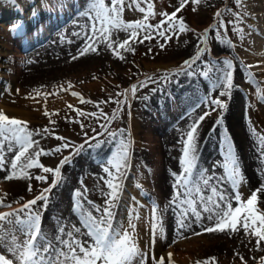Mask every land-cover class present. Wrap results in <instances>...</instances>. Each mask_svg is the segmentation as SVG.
I'll list each match as a JSON object with an SVG mask.
<instances>
[{
    "label": "bare ground",
    "instance_id": "bare-ground-1",
    "mask_svg": "<svg viewBox=\"0 0 264 264\" xmlns=\"http://www.w3.org/2000/svg\"><path fill=\"white\" fill-rule=\"evenodd\" d=\"M79 2L80 0H66V7L61 9L58 5V0H47L46 3H42V0L0 1V92L3 87L4 93L8 96L12 95L18 103L28 102V106L30 105L33 107L46 105L49 110V108L58 109L70 103H76V99L74 98L76 96H73L71 94L72 92H77L80 95L85 94L87 96L90 95L92 91H96L100 88H110V85L113 84L119 86L118 81L120 78L117 77L128 74L129 70L124 66L125 58L123 60L119 59V57L114 54V50L118 48L119 44L123 43L124 39H126L129 34L124 30L122 31L118 28H114L111 30L110 37L112 48H109L108 43L101 38L96 41V52H89L73 60L71 57L73 55H78V50L85 46L87 42L85 33L91 34L90 21L86 17H81L79 15L80 11L85 7L87 0H83V3L73 8V5H78ZM49 4L51 5L50 8ZM259 5L256 0H249V3L245 6L248 12L246 13L250 25L248 29H243V35L241 36L240 34L235 48L239 51V55H241L239 56L240 60H238V63L252 66L250 69H246L247 73L248 71L254 73V78L250 76L252 80H254V82L260 81L262 88H264V39L262 41L259 39L255 40L253 37L255 33L253 32L254 34H252L251 31L252 29L257 30V33L262 31V27H259L263 19L258 12L260 9ZM18 22H22V27L18 30H13L12 26ZM74 33H79V35H74ZM190 41L189 39L184 41L186 46L182 48L179 47L180 49L177 55L188 50L187 45ZM26 48H28V50L31 48L32 51L25 54L24 49ZM221 48L223 47L221 46ZM119 52L124 56V49H119ZM29 61H31V63H29ZM26 63H28V65H26ZM256 65H259V67H256ZM165 67L166 66H163L162 68ZM238 69L239 68L235 69L234 87L230 97L221 96L223 99L222 101L228 104L227 109L217 108L215 115L206 117L198 128V167L207 169L208 174L211 175L214 165H216L217 162L223 163L220 161L223 158L219 159L213 151L215 144L221 145L222 141L219 140L218 135L220 132H224L234 143V154L239 160L238 166L247 176L246 183L250 192H253L264 185V155H262L264 154V148L261 147V141L258 136L252 135L250 127L244 125L240 118V96L236 87V78L239 76ZM22 76H25V81L27 79L28 82V99L26 95L21 94L23 91L20 88L21 81L19 77ZM188 80L189 79L183 74L174 76L169 82H164L151 89L142 101L134 100L131 103V107H136V109L131 113V135L129 140L126 141V143H130L131 145L130 156L127 161L130 167H128L126 171H133L134 179L131 181L128 178V182L131 181L132 183V188L139 184L142 185L143 191L138 187H136L138 190H131V196L129 195V206H135L137 204L144 205V207H136L135 209L140 215V219L135 221L136 234L139 248L142 251L149 252V264H152V252L155 253L157 259L164 256L165 264H189L195 259H191L192 252L188 251V246H192L191 248L195 246L199 247L201 239L208 237L206 235L212 237L213 235L219 236L220 234V232H216L196 235L195 233L200 231L203 227L200 223L195 222L194 217L189 215L188 220L185 222L188 223L191 221L192 228L183 230V235H180L179 232L181 230L178 229L176 222L178 210L174 212L169 208L162 214L163 228L166 236L165 238H160L159 233H157L155 243L152 244L151 207L157 203L162 209L165 205H169L170 199L174 194L173 184L175 182V178L171 173L175 172L179 175L182 171L180 165L183 148L182 138L190 129L191 123L195 122L198 117L205 112L203 107L200 106L193 110L191 103L193 102V104H196L197 102L194 101V98L192 101L189 98L191 96L187 95V92L184 91L183 88L191 85L192 82L188 83ZM213 80H215L214 77H211L209 80L211 85ZM198 81L201 83L200 80H197V82H193V85L197 84ZM69 84L72 85L70 90H61V86H63L64 89H68ZM8 85L11 87L10 92L5 90ZM163 88L168 89L165 91ZM17 89H19V92L16 91ZM160 90L164 93L165 97L161 96ZM258 90L259 89L256 88L255 92ZM219 91H223V88H220ZM37 93H39V95H37ZM46 93L58 94L45 96ZM257 95L259 97L264 95V90H259ZM262 104L255 101L251 108L255 113L264 117V104ZM142 107H145L150 115L148 114L146 117L144 111L141 110ZM149 116L151 118H149ZM164 130L166 131L161 133ZM41 138L42 136L33 135V139L39 141V144L29 149L26 157L22 158L20 163H25L27 156L34 157V154L42 149L43 144ZM89 141L95 140L89 139L86 142ZM118 143V139H109L108 141L102 142V147H97L96 141L89 146H84L78 155L64 152L57 160L58 165L64 157L69 155L72 156L71 164H65L62 167V181L57 187L52 189L47 210L42 212L41 229L43 232L49 234L50 238H53V244H55L54 237L57 234V228L60 223L66 226L65 231L71 230L73 226L81 227V231H85L80 224L78 215L73 212V192L78 189L75 188L76 186L79 187V189L83 186L80 182V179L82 180L83 178H87L91 184L96 185L97 183L99 186H104V180H102L101 177L107 179L108 176L107 173L103 172L98 161L107 157L112 151L113 145ZM13 148L14 150L12 152H8V144L5 142L4 152L7 163L5 169L0 171V199L6 204H11V207H0V213H8L18 209V205L23 199L19 193L20 189L26 178L31 177L34 173L33 167L26 170L28 175L23 178H13L11 180L4 179L10 172L11 159L19 150L15 145H13ZM214 171L218 175H224V169L220 166H216ZM126 182L127 178H124L123 185H125ZM227 185L228 184L224 182L223 190L226 193L230 191ZM49 186L50 185L44 186L43 189ZM41 192L38 195H40ZM144 192H147L148 195H144ZM35 193L36 191L34 194ZM204 194L208 195L209 190H204ZM36 196L35 194V197ZM124 197V193L122 192L120 199L122 198L124 200ZM133 197H135V201L132 200ZM34 198H30V200ZM258 198L264 204V191L258 194ZM81 199L84 202L85 208L92 211L93 215H96L95 210L88 205L87 200L83 197ZM42 203L43 201H38L37 205L33 206L34 209L39 208ZM129 206L128 210H124V218L122 219L125 227H127L129 218L128 213L132 211V208ZM197 207H199V205H197ZM209 207H211V205H209ZM101 208H103V206H101ZM23 215L25 214L21 213V216ZM202 215L204 217V226H211L214 223V221L208 220L207 217L209 213L205 212ZM10 219L14 221L15 217H10ZM116 219L118 220L117 217ZM3 225H5V223ZM14 226L17 227L15 224ZM8 233L10 234L11 231H8ZM231 233V231L225 232V234L229 236V240H238L237 232L232 235ZM16 235L17 232L15 231V236ZM76 235L77 238L80 239H89L88 237H81L79 234ZM16 238H19L22 242L25 240V236L21 232ZM173 239H179L176 245L170 244ZM182 245L185 248H182L181 252L178 253L177 247ZM3 251H5V249L0 248V253ZM168 252L172 253L170 262L167 258Z\"/></svg>",
    "mask_w": 264,
    "mask_h": 264
},
{
    "label": "snow or ice",
    "instance_id": "snow-or-ice-1",
    "mask_svg": "<svg viewBox=\"0 0 264 264\" xmlns=\"http://www.w3.org/2000/svg\"><path fill=\"white\" fill-rule=\"evenodd\" d=\"M46 2L47 0H42V3ZM187 2L188 0H181L180 5L170 15L166 12L160 13L164 19L152 25L148 22L149 17L156 15L152 0H143V3L147 6L146 8L140 6L141 0H130V3L135 4L137 9L141 13H145V15L142 20L127 23L121 18L125 0H87L85 7L80 11L79 15L86 17L90 21L91 34L85 33L87 36L85 46L78 50V55H73L71 58L76 60L89 52H96V41L101 38L108 43L109 48H112L110 37L111 30L114 28L124 31L131 30L130 37L124 39L123 43L119 44L118 48L114 50V54L121 60L124 59V56L120 54L119 49H124L125 51L130 50L126 46L129 45L130 40L137 38L141 31L146 32L147 35H144L143 39H140V43H143L145 40L154 39L153 32L162 38L165 43L170 41L173 35L178 39L179 33L188 30L184 20L182 18L177 19V13L185 7ZM193 2L199 3L200 0H193ZM234 2L239 6L242 0H234ZM58 5L61 9L65 8L66 0H58ZM50 7L51 5L49 4ZM227 11H231V9H227ZM234 16L235 19L228 21V24L232 25L234 32H238L242 36L243 29L240 27L242 20L240 19L239 13H234ZM216 17H221L219 11L216 13ZM21 27L22 22H18L12 26L13 30H18ZM227 27L228 25L220 18L218 26L214 24L204 30L203 35L198 40V46L208 43L210 32H215L217 41L223 43L220 29L223 28L227 31ZM74 35H79V33H74ZM164 46L165 44L160 45L161 48ZM227 46H234L231 40L228 41ZM131 50L134 51V49ZM207 51L209 49L202 48L195 56L184 60L180 68L173 70L171 75L166 72L161 77V82H169L171 76H179L182 74L196 76L197 73L193 69V65L200 62L202 68L199 75L202 78L208 79L209 73L215 68L216 78L213 80L212 87L209 91L223 88L219 96L230 97L234 87L235 65L231 60L206 62L202 57ZM251 67L245 65L246 69H250ZM256 67H259V65H256ZM247 74L253 76V78L255 77V74L251 71H248ZM156 82L152 77H148L147 80L141 81L139 85H132L133 95L138 87H146L149 83ZM71 88V84L68 85V89H64L61 86L62 91L70 90ZM5 90L10 92V85L6 86ZM16 91L19 92V89ZM56 94L58 93H46L45 96ZM71 94L73 96L80 95L77 92H72ZM80 99L82 103L88 102L83 97H80ZM260 99L264 100V95H261ZM205 103H210L212 110H216L217 108L227 109L228 107V104L221 99H210L209 96L205 95L199 98L197 103L193 105V110ZM68 107L72 108L73 106L68 105ZM76 111L80 116H97L96 113L86 114L79 109H76ZM45 114L52 115L47 111ZM104 115L103 112L99 113L100 117ZM210 115L211 113L208 111L200 115L195 122L191 123L190 129L182 138L183 148L180 159L182 171L179 175L175 172L171 173L175 178L173 184L174 194L170 199L169 205H165L163 209L159 207L158 203L151 207L152 244L155 243L157 233H159L160 238H165L166 234L163 228L162 214L165 210L171 208L174 212L178 210L176 222L178 229L181 230L179 232L180 235H183V230L192 228L191 221L188 223L185 222L188 220L189 215H191L194 217L195 222L200 223L204 228V232L207 233H225L227 231L235 233L243 229L245 235H251L256 238L255 247L259 250L261 242H264V211H261L258 207V194L264 191V185L254 190L246 200L242 199L241 193L239 192V185L245 182V178L242 170L238 166L239 160L234 154V143L230 137L226 136L224 138V147L222 149L223 163L217 162L213 167V173L211 175L208 174L207 169L198 167V128L205 118ZM113 118H115V115ZM50 123L54 124L55 121L50 119ZM81 127H83V124ZM100 127L107 131V125H100ZM43 131L48 132L49 129L45 128ZM35 134L39 135L40 130H36ZM33 135L34 133L28 129L26 121L10 118L4 112L0 111V171L5 169L7 163L4 152L5 142L8 144V152L14 150L13 145L19 149L11 159L10 172L4 179L23 178L28 175L26 170L33 167H40L44 173H51L55 178L52 184L48 188L43 189L40 195L27 201L20 208L12 212L0 213V248H4L7 253L13 255L19 261V264H149V252L142 251L139 248L136 234L135 221L140 219V215L135 209L136 207H144V205L137 204L135 206H129L132 208V211L128 213L127 227H125L122 221L116 219V210L124 190L123 179L127 177L126 170L130 167L127 163L130 156V143H126L125 139H120L118 144L113 145L109 155L103 160L98 161L103 172L107 173L108 176L107 179L101 177L108 189L104 193L107 199L105 200L103 208L93 201L87 200L88 205L96 212V215H93L92 211L85 208L84 202L81 199L82 197L87 199L85 195L87 189L85 188L83 192L74 190L73 212L78 215L80 224L85 231L82 232L81 227L75 226L71 230L65 231L66 226L60 223L57 228V234L54 237L55 244H53V238H50L49 234L43 232L41 229L42 212L47 210L52 189L57 187L62 181V167L65 164H71L72 156L64 157L55 169L39 164L38 158L41 155H50L68 149L71 146V142L66 141L49 152L40 149L34 154V157L27 156L26 162L20 163L22 158L26 157L29 149L39 144V141L33 139ZM101 135L103 133H97L96 136L91 138V140L97 141V147H102V142L99 140ZM108 135L113 140L117 138L115 132H109ZM120 135L123 137V132ZM252 135H257L255 128H253ZM56 138L62 141L65 140L64 137L57 136ZM260 141L261 147L264 148V136L260 137ZM83 147L84 145L75 148L74 154H80ZM216 166L224 169L225 174L223 176L215 173L214 169ZM35 179L47 182V176L37 175ZM225 181L231 184L234 195L230 196L223 190ZM136 187L143 191L142 185L137 184ZM28 190L31 191V185H29ZM204 190H209V194L205 195ZM143 194L148 195L147 192ZM132 200L135 201V197ZM38 201H43V203L39 208L34 209L33 206L37 205ZM233 202L236 204L235 207H233ZM0 207L10 208L11 204H6L0 199ZM205 212L209 213L208 220L214 221L211 226L203 225L204 217L202 214ZM21 213L25 215L21 216ZM10 217H15V220L9 219ZM4 223H14L25 236V240L23 242L18 241L15 236V229H12L9 234L8 230L3 228ZM76 234H79L81 237H88L89 239L77 238ZM195 234L201 235L200 232H196ZM171 257L172 253L168 252L167 258L169 262L171 261ZM239 258L241 261L244 260L243 256ZM209 259L214 262L216 257ZM151 261L152 264H165V257L161 256L157 259L155 253L152 252ZM0 264H13V261L7 259L4 253H0ZM196 264H209V260L203 262L197 261ZM260 264H264V257L260 258Z\"/></svg>",
    "mask_w": 264,
    "mask_h": 264
},
{
    "label": "rangeland",
    "instance_id": "rangeland-1",
    "mask_svg": "<svg viewBox=\"0 0 264 264\" xmlns=\"http://www.w3.org/2000/svg\"><path fill=\"white\" fill-rule=\"evenodd\" d=\"M0 1H4V0H0ZM256 2H258V5L260 4L259 5L260 9L264 11V4H263L264 0L261 1L256 0ZM81 3H83V0H80L78 5L77 4L73 5V8L79 6ZM152 3L154 5V11L156 15L154 17H149L148 22L151 23L152 25H155L159 23L162 19H164V17L161 16L160 13L166 12L170 15L180 5L181 0H152ZM248 3L249 0H242L241 4L237 6L234 0H200L199 3H194L193 0H188L185 7L179 13H177V19L182 18L188 30L183 33H179L178 39L175 35H173L172 39L167 43H165V41L162 38H160L159 36L156 35L155 32H153L152 34L153 36H155L154 39L145 40L143 43H140V39H143V36L147 35L146 32L141 31L137 38L130 40L129 42L130 44L127 45V47L130 50L125 51L124 54V58H125L124 66L127 70H129L128 71L129 73L117 77L120 78L119 81L117 80L119 82V86L113 84L110 85V88H100L97 89L96 91H92L91 94L87 96L85 94H83L84 96L83 95L76 96L74 97L76 99L75 100L76 103L68 104V105H72L73 106L72 108H69L67 105L65 107H61V108L59 107L58 109L49 108V110L46 105L33 107L30 105L28 106V102L18 103L17 100H15L12 95H11L12 97L6 95L2 87V90L0 92V111L3 110L4 113L6 112L5 114L8 115L9 117L11 116L10 118H17L21 121H26L28 125V129L31 130L34 133V135H36L35 134L36 130H40L39 136H42L41 138L43 144L42 149H44L45 152H49L55 149L56 147L60 146L66 141L71 142V147H69L68 149H64L59 153H53L50 155H41L38 158L39 164L45 167H50L55 169L57 165V160L61 155L64 154V152L65 153L67 152L68 154H73L75 148H78L79 146L83 145L87 140L96 136L97 133H103V135L99 137V140L101 142L112 139L108 135L109 132H115L117 134V138L115 140L118 139L119 141L120 139H125V142L129 140L131 135L130 132L131 113L136 109V107H131L132 105L131 103L134 100L142 101V99L145 98V95H147L151 89L164 83L161 82V77L166 72L170 74L172 73L173 70L179 69L184 60H187L190 57L195 56L198 52L201 51L202 48H204V49H209V51H207L204 54L205 56L202 57L204 61L213 62L218 60L219 61L231 60L235 65V69L239 68L238 69L239 76L238 78H236L237 81L236 84L237 86L239 85L237 87V90L240 96V103H239L240 118L242 120V123L244 125L249 126L252 131L253 128H255V131L257 133L256 136H258V138L260 139L261 136H264V117L255 113L251 107L255 101L264 104V100H261L260 97L257 95V93H259V90L261 89L264 90V88H262L260 81L254 82V80H252V78L247 74L245 65L243 63L241 64L238 63V60H240L239 56L241 55H239L240 54L239 51L235 48L236 46L235 44L238 43L240 34L238 32H234L232 30V25L228 24V21L235 19L234 13H239L240 19L242 20L240 27L242 29H248L250 22L247 17L248 12L245 9V6ZM140 6L145 8L147 7L146 4L143 3V0H141ZM227 9H231V11H227ZM260 9L258 10V12L261 14L263 19L261 20L259 27H262L261 29L262 31L260 32L258 31L259 33H257V30L255 29L251 28L252 30L251 29L250 30L252 31V34L255 33V35H253L255 40L259 39L262 41L264 39V28H263L264 12L261 11ZM218 11L221 13L220 18H222L224 23L228 25L227 31H225L223 28L220 29L221 37L224 43H220L217 41L215 32H210L208 43L198 46V40L203 35L204 30L214 24L218 26L220 19L216 17V13ZM144 15L145 13H141L137 9L135 4L130 3V0H125L124 10L121 17L124 22L127 23L136 20H142L144 18ZM165 27H167V25H165ZM125 32L129 34L126 38L130 37L131 30H127ZM186 39H189V41L191 40L187 45L188 50H186L182 54L178 53L179 55H177L179 49L186 46L184 43ZM229 40H231L232 45H234L231 48L227 46ZM161 44H165V46L161 48L160 47ZM221 46L223 48H221ZM131 49H134V51H132ZM31 51H32L31 48H29V50L28 48L24 49L25 54H28ZM26 65H28V63H26ZM163 66H166L165 67L166 69L162 68ZM201 68L202 65L200 64V62H197V64L193 65V69L195 70L197 75L196 76L185 75L190 80V82L188 80V83L192 82L191 85L186 86V88L182 86L184 88V91L187 92L185 93L191 96L189 98L192 101L194 98L195 102H197L199 98L204 97L205 95L209 96L210 99L219 98L223 100L222 97L219 96V92H220L219 89L209 92V89L212 87L209 80L211 77L216 78L215 68H213L212 73L211 72L209 73V78H208L209 80L205 78L202 79V77L199 75L200 73L199 71H201ZM148 77H152L157 82L149 83L146 87H138L135 94L133 95L131 86L139 85L141 81L147 80ZM173 77L174 76H171V78ZM19 80L21 81L20 88L23 91V93L21 94L26 95L28 99L27 79L25 81V76H22L19 77ZM197 80H200L201 83L198 81L197 84L193 85V82L195 81L197 82ZM121 86L123 89L121 88ZM256 88L259 89L257 92H255ZM167 89L168 88L165 89L163 88V90L165 91ZM160 93L162 94L161 95L162 97H165L162 91ZM80 97H83V99L88 102L82 103ZM191 104L192 106L194 105L193 102ZM200 107H203L205 112L209 110L208 112H210L212 116L215 115L216 110H212V106L210 105V103L201 104ZM144 108L145 107H142L141 110L144 111V115L147 117L149 111L146 110V108L145 109ZM76 109H79L86 114L96 113L97 116L95 117L91 115L80 116L77 114ZM46 111L52 115L51 116L46 115L45 114ZM100 112H103L105 115L103 117H100L99 116ZM114 115L115 118H113ZM149 118L151 117L149 116ZM50 119L54 120L55 123L54 124L50 123ZM82 124L83 127H81ZM100 125H107V131H105L104 128H101ZM45 128H48L49 131L44 132L43 130ZM165 131L166 130L162 131L161 133ZM122 132L124 134L123 137H121L120 135V133ZM57 136L64 137L65 140L64 141L59 140L56 138ZM225 137L226 134H224V132H220L218 135V138L219 140L222 141V143H224ZM95 142L96 141L86 142L84 146H89ZM222 143L221 145L215 144L213 151L219 159L222 158V149L224 147V144ZM220 161L223 162V159H221ZM37 175L47 176V182H43L35 179ZM243 176H245L244 177L245 182L239 185V192L241 193L242 199L246 200L248 197H250L252 191L250 192V189L248 188V185L246 183L247 176L244 173ZM126 178H127V182L124 185V190H123L125 197L124 200L122 198L119 200V205H118L119 207L116 215V217L120 221H122V219L124 218L123 215L124 210L126 209L128 210L131 190L133 189L138 190L134 186L132 188L131 181L132 179H134V174L132 170L127 171ZM128 178L131 180L130 182H128ZM53 179H54L53 174L44 173L40 167H34V173L31 175L30 178L28 177L26 178L25 182L23 183V186L20 189L19 193L20 196L23 197V199L19 203L18 208H20V206H22L27 201H29L30 198H34L35 194L38 195L42 191L44 186L51 185ZM80 182L83 184V186L80 187L82 191L77 186L75 187L78 188L76 190H80L81 192H83L84 189L86 188L87 189V192L85 194L87 198L86 200H91L98 205L104 206L105 200L107 199L104 193L108 191L105 183L104 186H99L97 183L96 185H94L91 184L87 178H83L82 180L80 179ZM225 183L229 185V186L227 185L228 190H230L228 192L229 195L230 196L234 195V190L232 189L231 184L228 183L227 181H225ZM29 185H31V191L28 190ZM35 191L36 193L34 194ZM258 201H259L258 204L259 209L261 211H264L263 202L260 201L259 198ZM234 203L235 202H233V207L236 206V204ZM3 228L5 230L7 228L8 231L15 229L17 232L16 237L20 234V230H18V228L14 226V223L13 224L5 223V225H3ZM198 232L211 234L204 232V228L200 229V231ZM232 234L234 233L232 232L231 235ZM237 234H238L237 235L238 240H233V239L229 240L230 239L229 236L226 235L225 233H220L219 236L213 235L212 237L206 235L208 237L201 239L199 247L195 246L194 248H191L192 246L190 247L188 246L189 248L188 251L192 252L191 255L193 258L191 257V259H195L189 264H196L197 261L203 262L205 260H209V264H260V258L264 257V242H261L260 249L257 250V248L255 247L256 238L254 236L245 235L243 229H240V231H238ZM18 241L22 242L19 238ZM178 241L179 239H173L170 242V244L176 245ZM178 247H177L178 253L181 252L182 248H185L183 245ZM2 253L5 254L7 259H11L13 261V264H19L18 260L13 255L7 253L6 251H3ZM240 256H243L244 258L243 261L240 260L239 258ZM211 257H216V260L214 262L210 261L209 258Z\"/></svg>",
    "mask_w": 264,
    "mask_h": 264
}]
</instances>
